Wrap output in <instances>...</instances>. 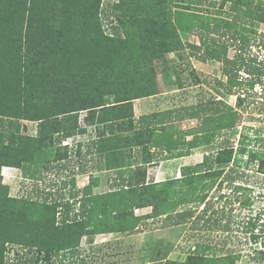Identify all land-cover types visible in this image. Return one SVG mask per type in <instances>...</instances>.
<instances>
[{"label":"trees","instance_id":"16d2710c","mask_svg":"<svg viewBox=\"0 0 264 264\" xmlns=\"http://www.w3.org/2000/svg\"><path fill=\"white\" fill-rule=\"evenodd\" d=\"M102 1L0 0V264L7 262L8 244L37 250L36 262L43 258L52 262L61 252H76L86 235L139 233L145 229L141 227L143 218L156 221L161 217L162 228L194 222L200 215L197 207L179 210L173 206L165 212L160 208L173 200L167 193L175 184L199 192L195 200L203 204L201 212L211 211L205 225L213 222L226 230L221 223L224 213L220 215L224 210L215 209L214 202L200 190L209 186V179L217 191L227 183L238 182L237 192L243 187L239 181L246 173L233 160L247 151L243 143L249 137L244 134L239 140L241 148L236 149L235 143L225 138L201 163L183 167L180 178L164 182L147 183V164L153 161L147 151L153 145L148 146L152 131L173 123V113L176 119H183V110L202 123L199 128L181 130L177 137L169 125L163 135L166 143L153 142V146L168 149L163 158L189 155L194 147L222 135L223 130L238 127L246 101L241 83L246 80L251 89L264 84V60L251 51L253 46L264 49V31L256 28L264 23L263 6L257 0H211L209 5L218 10L214 16H203L186 0H118L112 5L113 15H107ZM222 11L231 17L222 16ZM175 16H180L181 22H175ZM103 20L110 33H106ZM180 31L198 35L201 44L183 43ZM179 48H187L200 61L222 63L226 80L208 75L196 80L217 96L135 120L133 100L159 92L154 61ZM226 95L237 96L236 106L223 100ZM21 120L38 121L37 135L28 134ZM90 125H96L99 133L91 144H79L75 149L62 146L64 139L87 132ZM181 145L185 150H179ZM84 146L87 154L94 149L104 153L106 169H118L120 178L111 191L94 193L97 179L92 176L89 184L76 187V175L88 171V165L78 166L79 160L74 163L77 159L73 158L80 162L86 158ZM248 158L247 162H258V170L264 171V152L250 150ZM38 163L40 175L29 177L35 181L32 190L11 196L2 182L3 167L27 170V178L28 170ZM67 166L72 169L69 181L60 170ZM52 173L51 188L58 186L57 176L64 180L54 192H46L39 181ZM146 206H153L151 214H135L137 208ZM263 215L260 211L249 216L242 226L254 243L264 242V234L259 233H264V226L260 228ZM253 251L251 259L264 264V249ZM162 258L164 264H234L236 256L190 254L184 262Z\"/></svg>","mask_w":264,"mask_h":264},{"label":"rangeland","instance_id":"374dc122","mask_svg":"<svg viewBox=\"0 0 264 264\" xmlns=\"http://www.w3.org/2000/svg\"><path fill=\"white\" fill-rule=\"evenodd\" d=\"M117 1L118 0H103V14L113 15L114 11L112 9V5ZM174 1L179 3L181 0ZM204 1V3H199L197 0H186V3H191L193 5V10L203 14V16H214L218 7L210 6L209 2L211 0ZM257 2L264 8V0H257ZM173 6L176 8V3H173ZM226 9L227 8H225L224 11H226ZM221 14L222 16H228V18L231 17V15H228V13H224L223 11ZM174 21L181 22V17L175 16ZM103 22L106 33H110L111 29L109 25H107L108 22L106 20H103ZM256 28L258 32L264 31V23L258 24ZM180 33L185 40L189 38L186 34L187 32L180 31ZM250 34L253 35L255 33L251 32ZM181 35L180 38L183 42ZM251 51L253 54H257L261 60H264V49L253 46ZM234 53V49L231 48L229 50V54L233 56ZM164 56L165 59L162 63L164 69L161 70V74L163 73V80L160 78V82H163L162 89L164 92H168L166 93L168 94L166 100H168L172 95L170 91L173 89H180V92L175 94H179L181 96L179 98V101L182 102L181 107L196 104L201 99L209 100L212 96H217L216 93L207 85L196 81L198 76L205 78V76L208 75L211 79L214 77H221L226 80L222 74L223 65L218 61L210 60L209 62H206V64H202L200 62L198 63L196 60L195 63H192V59L189 58L186 50H183L182 48L169 51L165 53ZM193 59L195 60V58ZM155 62L156 61H154V64ZM195 64H197V66ZM174 77H176V79H174ZM244 78L247 77L245 76ZM178 85H181L182 88H178ZM240 88L241 93L246 95V101L242 107L241 117L238 119V127L233 131L225 129L221 132L222 135H215L209 141H204L200 146L194 147L191 150L192 154L190 153L193 156L188 160L190 162L185 163L186 165L184 166H195L201 163L207 155H210L214 151L218 150L219 142L225 138H228L235 143V148L237 149L239 146V140L243 138L242 134L249 137V139H245L243 143V146L247 149L246 153L244 155L236 154L235 160H233L235 166L241 172L246 173L244 179L239 181L243 186L242 189H238V192L236 191L237 189L235 186L238 183L237 182L234 184L227 183L222 191H217L215 190L216 185H213L209 179L206 183L209 184V186L207 185L205 189L202 188L200 190L201 194L205 193L208 196L207 199H211L212 202H214L213 207H215V209L219 208V210H224V212H220V215L224 213L225 218L221 223L227 226L226 230H223L218 226V224L213 222L205 225L204 220L207 216H209L211 211L204 215L201 212L203 204L198 201L196 202L195 200L196 196L199 195V192H194L189 188V186L182 187L179 184H175L167 193L170 194L173 200L161 205L160 208L163 212H165L173 209V206L175 209L177 208L179 210L186 207H197L196 214H199L200 212V215L194 220V222L191 221L178 227H166L163 230L155 232H150L148 230V232L137 234L125 232L123 234L105 236L86 235L81 239L80 248L76 252H61L59 257L52 258V262L45 260L44 258L36 262L35 258H37L38 255L37 250L29 248L25 249L21 245L8 244L6 264H164L165 259L162 258L164 256L167 259L184 262L190 254H200L208 257H220L227 254H233L236 256V258H234V264H261L251 259V254L252 252L254 254L253 250L257 246L253 242L250 234H245L243 232L242 226L249 216H254L260 211L264 212V171L261 172L258 170V162H247L249 160L248 151L258 150L261 155L264 152V141H257L256 139V137L264 138V84H256L255 87L251 89L248 82L244 80L241 83ZM163 95H161V97ZM223 100L233 106H236L237 104L236 95H226L223 97ZM170 103L171 102H166L165 107L171 106ZM132 107L133 117L135 120H138L134 104H132ZM85 114L86 112L81 114V121H83ZM180 114L181 116H184L183 119H175L173 123L169 124L171 125L170 132L175 133L176 137L179 136V132H181V130H188L195 127L199 128L202 123L196 118L189 117L184 110L181 111ZM21 122L28 127V134L37 135L38 128L35 127L36 123L38 124V121L21 120ZM168 126L162 128L159 127L160 129L155 132L152 131L151 142H149L148 146L152 144L154 145L153 142L166 143L167 140L163 135L167 134V131L169 130ZM166 127H168V129ZM97 128L98 127L96 125H90L88 126L87 132L77 136L68 137L64 139L61 144L62 146L67 145L69 149H75L79 144H86L87 142L91 144L90 141L92 139L95 140L99 137ZM188 136L189 138H192V135ZM79 139L83 141H79ZM241 146L242 145H240L239 148H241ZM181 148L184 149L186 146L181 145ZM64 150L65 149H62L63 153L65 152ZM86 150L87 146H84L83 154H87ZM45 152L48 156L49 153L47 151ZM95 152L96 155L104 154L102 151H98V153L97 150L94 149L93 153ZM67 153L70 161L73 162V158H75V160H77L74 163H77L79 160L77 164L78 166L84 165L83 163L86 161V165L91 166L94 170L93 172L98 174L102 185L100 187H95V191L97 193L103 192L109 188V181L112 175L111 173L102 171L105 170L104 161L103 165L100 166L99 164V167H96L94 162L93 165H90L89 163L91 160L90 158H94L92 155L93 153L87 154L86 158H84V161L82 162H80L78 157L72 158L70 156L71 151ZM72 153L74 152L72 151ZM47 158L48 157H45L44 160ZM37 162H39V160ZM233 163H230V165ZM39 164L40 163L33 165V170H28L29 175H27V178L24 177L27 170H23L21 168L14 174H7L10 178L6 180V183L3 182L2 178V182L7 186V191L11 196H23L31 191L33 181L29 177L35 178L40 175L39 172L41 171V168H38ZM60 170L65 174V180L69 181L72 169L67 166L66 169ZM80 174L81 173L76 175L77 188V178ZM54 175L55 174L52 173L49 178L52 180ZM57 177V184L58 186H61L64 177L62 175ZM201 187L202 185H199V188ZM25 191H27V193H25ZM64 193L66 197L69 196L68 191H64ZM146 207H148V209L144 211L146 212L148 210V212L152 213L153 206ZM144 211L138 210L137 212L141 214V212ZM155 222L156 221L152 224H155ZM262 226H264V215L262 217V221L260 222V228H262ZM259 233L264 234L261 232ZM225 238H227V240ZM251 242H253V244H251ZM17 253L20 255H17Z\"/></svg>","mask_w":264,"mask_h":264},{"label":"crops","instance_id":"0c3cea01","mask_svg":"<svg viewBox=\"0 0 264 264\" xmlns=\"http://www.w3.org/2000/svg\"><path fill=\"white\" fill-rule=\"evenodd\" d=\"M186 34L189 38L185 40L180 33V35L183 39V43L191 42L192 44L200 45L201 42H200V38L198 35L191 33V32H187ZM183 50H186L189 58L192 59V61H193L192 63H195V61L197 60L198 63L200 62L202 64H206V62L200 61L199 59L191 56L189 54V50L187 48L183 49ZM171 53H173V52H171ZM170 55H172V54H170ZM193 58H195V60ZM164 59H165V56L155 60L156 61L155 67L157 68L158 84H159L160 91L155 95L138 98V99H135L133 101V104L135 107L134 109L136 111L135 113H136L137 118H139L143 115H153V114H157L160 112H165L167 110H176L177 108H180L182 105L181 104L182 102L179 101V98L181 96L179 94H175V93H179L180 89H173L172 91H170L172 95L170 96V98L168 100H166V97L168 95L166 93H168V92H164V90L162 89L163 82H160V78H161V80H163V73L161 74V70L164 69L162 66ZM209 61H207V62H209ZM195 65L197 66V64H195ZM174 79H176V77H174ZM178 86H179L178 88H180V87L182 88L181 85H178ZM161 95H163V96L161 97ZM166 102H171L170 103L171 106L165 107ZM190 105H192V104H190ZM172 115H173L172 120L174 121L176 119V113L172 114ZM153 120H155V118H153ZM35 128H38L37 123H36ZM123 133H125V132H123ZM187 139L191 140L192 138H189V136H188ZM93 140L94 139H92L90 142H92ZM79 141H83V140L79 139ZM87 141H89V140H87ZM87 143L85 145H87ZM179 148H180L179 150H182L181 146ZM133 150H134V152H136L135 149H133ZM176 151L177 150H173V152H176ZM147 152H148V155L152 154V157H153V161L147 164V168H148L147 183H158V182H164V181H167L170 179L180 178L182 176V168L186 165L185 163L190 162L188 160L191 159V157L193 156V155H191L192 154L191 153L190 155H186V156H177L176 155V156H174V157L172 156L170 158H163L164 156H166L169 153V151L167 148H162L160 146H151L150 151H147ZM92 155L94 156V158L93 157L90 158L91 159L89 161L90 165L91 164L93 165V162L96 165V167H99V164H100V166L103 165V160H102V157L100 154L96 155V152H95ZM82 161H84V160H82ZM86 163L87 162L85 161L83 164H86ZM190 165H192V164H190ZM18 170H20V168L11 167V166H4L2 169L3 182L6 183V180L8 178H10L9 175L7 176V174H12V173L14 174ZM93 171L94 170L91 168V166H89L88 171L82 172L79 175V177L77 178L78 188H82V187L86 186L87 184H89L90 178L92 176L93 178L97 179L96 185L94 186V193H97L95 191V187H100L102 184H101V181H100L98 174L93 172ZM102 171H105L107 173H111L112 176H111L110 181H109L110 182L109 188L103 192H98L97 194L106 193V192L111 191L112 185L117 181V179L119 181V178H120L118 176L119 171L116 168H112V169H106L105 168V170H102ZM48 178L49 177H47L45 180L39 181L40 188L44 189L46 192L47 191H53V190L55 191L56 187H54L52 190L50 185H48L50 182H52L51 179L50 178L48 179ZM32 181H33V183H32V186H33L35 181L34 180H32ZM31 188H33V187H31ZM23 192H24V190H23ZM25 193H27V191H25ZM149 208H151V207H149ZM146 209H148V207L137 208L135 210V214L137 216H142V217H145L146 215L151 214V212H148V210L145 212L144 210H146ZM138 210L139 211L142 210L144 212H141V214H139L137 212ZM161 219H162L161 217L157 218L156 223L152 224L154 222L153 218H146V219L143 218V221H142L143 223H142L141 227L142 228L145 227V229L139 233L148 232V230L150 232H152V231L155 232L158 230L165 229V228H162L160 226L161 225V221H160ZM145 222L147 223V226L143 225ZM176 227H178V226H176ZM115 234H123V233L122 232H102V233H97V234L90 235V236H105V235H115ZM133 234H137V233H133Z\"/></svg>","mask_w":264,"mask_h":264},{"label":"built area","instance_id":"2783aa9c","mask_svg":"<svg viewBox=\"0 0 264 264\" xmlns=\"http://www.w3.org/2000/svg\"><path fill=\"white\" fill-rule=\"evenodd\" d=\"M256 232H258V229L256 230ZM251 244H253V242H251ZM256 246L260 249H264V242L260 241L258 243H255Z\"/></svg>","mask_w":264,"mask_h":264}]
</instances>
